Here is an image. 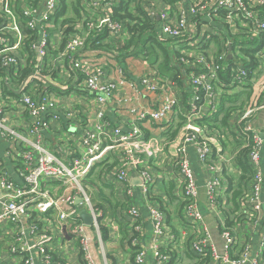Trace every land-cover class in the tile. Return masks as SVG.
Segmentation results:
<instances>
[{
	"label": "built area",
	"instance_id": "1",
	"mask_svg": "<svg viewBox=\"0 0 264 264\" xmlns=\"http://www.w3.org/2000/svg\"><path fill=\"white\" fill-rule=\"evenodd\" d=\"M103 0H91V7L96 10ZM106 4L112 5L114 0H104ZM182 0H171L173 6L181 4ZM19 15L13 11L11 0H0V12L5 22L0 23V138L10 143L12 147L7 155L12 160H18L20 164L16 169V176L21 181V187L9 176L3 167L0 158V227L7 223L14 230V234L7 237V248L14 254L20 255L23 264H59L54 260L50 252V243L56 235L68 228L70 234L77 239L80 247L81 258L85 264H97L90 250V237L86 225L78 218L80 212L85 211L91 217V227L99 239L100 220L103 212L97 209L87 193L83 182L89 176L92 169L104 160L113 151L121 156V161L115 165V178L120 183L128 181L130 169H138L143 158L151 159L162 154L164 149L174 151V164L178 168L179 184L182 188L183 206L182 214L184 221L192 231V236L187 239L186 233L182 234L183 243L187 246L189 253L195 255L199 261L211 257L217 264H264V252L262 255H251L250 246L242 243L238 250L236 232L244 221L253 219V215L260 214L264 208V199L257 201L261 195L264 196V173L260 168L261 151L264 146L263 133L258 131L251 123V118L256 111L264 110V101L256 98L257 94L264 93V76L256 77L258 68L249 71L238 65L227 64V43L216 56L206 57L203 52L198 54L181 56L179 62L185 68V79L189 86L190 99L177 97L179 92L176 80L169 81L167 78L155 77L156 71L141 76L138 85L146 92V96L156 98V108L138 107L134 110L133 127L122 132L120 129L112 130V136L106 137L105 143L103 133L98 135L85 131L81 137L80 157L67 154L66 161L55 153L47 150L42 143L43 133L48 129L46 114L54 108V99L47 92H41L40 99L32 96V89L40 85L41 88L50 84L62 88L55 77L47 71L42 72L39 64L33 66L32 72L20 75V66L15 53L17 49L30 38L32 32H36L37 41L30 47L37 51L39 58L46 55L49 46V31L51 21L62 6V0H39L38 4L32 1H22ZM143 11L152 15L153 11L147 4L140 2ZM252 6L264 8V0H213L196 1L186 9L179 12L175 23H164L161 27L162 33L171 39L181 40L190 38L191 27H197L199 14L215 15L225 12V17L231 23L241 20L249 23L253 36L264 33V19L252 10ZM92 19V18H91ZM87 20L84 27L78 31L79 35L70 37L64 41L62 49L58 52L59 59L73 60L79 51L86 47L87 41L98 40L106 35L115 37L123 30L124 23L117 20L110 10L95 20ZM193 21V22H192ZM26 32H21V25ZM190 25H189V24ZM14 40V42H13ZM64 40V38H63ZM100 45V40L95 42ZM264 56V51L261 52ZM73 68L83 77V89L95 95V101L99 105V118L104 117L107 100L118 89H130L135 93L134 99H139L137 84L128 81L120 67L115 69V81H105L103 67L97 62L73 61ZM228 69V70H227ZM220 73H231V81L236 85L246 84L250 86L253 93L243 112L234 122V137L239 142V150L233 152L235 157L247 155L253 165V179L255 186L252 196L239 198L238 204L245 206L247 200L251 205L248 209L243 208L242 213L233 224L227 225L223 222L220 229V237L223 250L219 252L212 242V236L205 226L204 215L199 202L200 187L191 167L188 154L194 152L203 167L210 170V177L203 188L206 198V207L209 209L218 207L221 194V167L229 160L218 144L216 138L211 134L203 122H194L196 119H206L218 112L221 97L224 95L225 86ZM19 84L20 94L14 95L9 88L13 84ZM160 83V85H159ZM9 85V86H8ZM162 85V86H161ZM6 86L8 91L4 88ZM239 89V88H238ZM48 91L47 89H44ZM13 105L21 106L30 119L31 125L27 134L9 128L5 124L3 113L4 107ZM183 106L180 117L184 119L177 131V135L171 140L162 142L154 137L146 138L142 131L143 123L156 124L165 121L169 115L179 111ZM207 106L208 111L200 114L202 106ZM194 118V120H192ZM99 129V128H98ZM263 136V137H262ZM216 152L215 162L210 161L211 154ZM142 188L146 192L150 175L142 170ZM55 183L62 188L57 193L46 186ZM131 194V191H127ZM34 213L48 215L54 219L52 228L38 226L34 222ZM150 222L152 224L151 248L155 264H169L166 253H163L158 245V238L163 234L162 213L152 207L148 208ZM128 215L134 220V231L142 232L140 216L135 208L128 210ZM36 239L35 242H30ZM264 250V243L261 244ZM99 249L102 253L103 245L99 240ZM145 252L139 250L134 257L135 264H144Z\"/></svg>",
	"mask_w": 264,
	"mask_h": 264
},
{
	"label": "crops",
	"instance_id": "2",
	"mask_svg": "<svg viewBox=\"0 0 264 264\" xmlns=\"http://www.w3.org/2000/svg\"><path fill=\"white\" fill-rule=\"evenodd\" d=\"M11 1L14 7L13 11L19 15L20 4L24 0ZM25 1H32L36 5L39 2V0ZM65 1L64 14L61 15L57 23H53L54 20L51 21L46 55L39 58L37 51L30 47L32 43L37 41L36 32H32L30 38L21 44L15 53L20 66V75L25 72L26 74L32 72L33 66L39 64L42 72L47 71L63 85L62 88H58L47 84L41 88L37 84L31 93L36 100L40 99L42 91L49 93L54 99V108L45 117L48 122V129L43 133L42 143L47 150L55 153L64 161L68 158L67 154L77 157L82 155L81 137L85 131L95 135H98L99 132L103 133V137L100 136V138L108 143L105 136L111 137L112 130L118 128L122 132H127L133 127L135 109L138 107L156 108V98L154 96L147 97L146 92L138 85L139 78L152 70L156 71L155 77L159 78L160 76L169 81L176 80L179 92L175 95L189 100V86L187 79H185V68L179 62L181 56H196L195 54L203 52L206 57H213L222 50L223 43L230 45L231 42H235L236 47L234 49L231 46L225 48L227 61L236 66L241 64L249 71L258 68L256 77L264 76V56H262L261 51L254 54L256 65L252 69L249 68L251 58L242 52L248 42L261 39V35L264 33L253 36L250 27H248L250 26L249 23L245 21L243 23L241 20H235L234 23H231L226 19L224 12L209 16L203 15V13L199 14L194 20L198 21V25L191 27V31H193L190 38L176 40L168 38L162 33L161 27L164 23H175L181 10L199 0H182L178 6H173L171 0H114L113 6L106 4L103 0L96 10L91 7V0ZM201 1L211 2L213 0ZM140 2L147 4L149 9L153 11L152 15H148L146 11L142 10ZM107 10H110L115 18L123 17L122 32L116 34L115 37L101 38L97 49H89L86 46L73 56V60H57L58 52L62 49L64 41L70 37L78 36V31L84 27L85 21L91 18V20H95ZM252 10L264 19V8L252 6ZM3 19L4 16L0 12V23L6 21ZM145 20H147V25L143 27L140 21ZM236 22L240 24L236 25ZM20 25L21 32L25 34L26 30L23 24L20 23ZM135 30L139 35L143 34L142 40L141 42L136 41V44H128V41L132 40L131 36ZM212 37L218 39V47ZM158 45L167 50L168 58L166 60H164ZM77 59L78 61L99 63L104 69L106 82L115 81V69L117 67L122 68L124 77L137 84L139 99H134L135 93L130 89H118L107 100L104 117L99 118V105L95 101V95L91 92L87 93L83 89V77L73 68V61ZM222 76L225 92L221 97V103L226 102L225 108L236 106L229 117V125L215 129L206 124L204 119L194 121L205 124L218 141L221 151L229 157V160L221 167L222 188L218 207L212 209L206 207L203 186L210 177V170L201 166L194 152L188 154L200 187L199 202L204 215L205 226L208 227L212 242L219 252L223 250L220 237L223 222L227 220L236 221L245 206L250 209L251 205L255 203H250L247 200L243 207L238 204L239 198L253 195L254 170L247 155H244L246 158L243 155L237 158L233 153L240 148L239 142L234 137V122L245 109L253 90L250 86L240 88L246 85L244 83L241 85L233 83L230 78L231 73L226 75L222 73ZM9 88L14 95L20 94L19 84L15 83ZM246 92H250L249 98H246ZM256 98L264 101V93L257 94ZM234 99H236L235 103H233ZM221 106L222 104L220 108ZM183 108L181 105L178 112L169 115L165 121L160 123H143L141 129L146 138L154 137L159 141L166 142L175 137L180 123L184 122V119H179ZM4 109L7 110L3 113L6 126L27 134L31 122L23 108L13 105L4 107ZM207 111V106L203 105L200 114ZM218 112L208 118H214ZM222 117V114H218L216 122H220ZM251 123L258 131L262 132L264 110L256 111L251 118ZM175 131L176 133L172 135ZM10 147H12L10 143L0 138V158L3 167L8 171L16 185L21 187L22 184L16 176L15 169L20 164L18 160H12L7 155ZM175 149L172 151L164 149L162 154L151 159L143 158L138 169L129 170L127 184L120 183L115 178V165L122 159L117 151H113L98 163L89 176L84 179L83 185L92 203L97 204L103 211V220H100L99 239H97L92 227L86 225L91 240L90 250L97 264H135L134 257L139 250L145 252L144 264H155L151 253L153 239L151 235L152 224L148 213L149 207L159 210L163 215V234L158 238V245L161 251L166 253L168 261L170 260L169 264H217L211 257L199 261L195 255L188 252L187 246L183 243L182 234L186 233L188 239L192 236V231L184 221L181 212L183 197L182 188L179 184L180 175L177 166L174 164ZM260 155V168L264 173V146ZM216 159L217 154L213 152L210 161L215 162ZM239 160L247 164L245 169L241 168ZM142 170L150 175L146 192L142 188L140 176ZM46 186L57 193L62 192V188L55 183H49ZM128 190L131 191V194L127 193ZM233 193H239V198L234 200ZM263 199L264 196L261 195L257 201ZM235 204L238 205L237 208ZM130 208H135L139 213L142 225L141 234L134 231L135 222L128 215ZM33 215L34 222L38 226L52 228L54 225V219L51 220L48 215L39 216L36 213ZM78 218L80 219L79 215ZM13 234L14 230L7 223H3L0 227V264H23L21 256L12 253L6 246L9 240L7 237ZM236 239L235 250H238L241 244L246 242L250 246L251 255L260 256L263 254L264 250L261 244L264 243V208L260 214L253 215L252 220L240 224L239 230L236 232ZM99 240L102 242L104 253L99 249ZM35 241L36 239H33L30 242ZM50 252L59 264H85L81 258L77 239L70 234L66 227L50 243ZM37 264L41 263L37 260Z\"/></svg>",
	"mask_w": 264,
	"mask_h": 264
},
{
	"label": "trees",
	"instance_id": "3",
	"mask_svg": "<svg viewBox=\"0 0 264 264\" xmlns=\"http://www.w3.org/2000/svg\"><path fill=\"white\" fill-rule=\"evenodd\" d=\"M65 4H66V1L65 0H62V5H63V7L62 6H59V8H58V10L56 11V13H55V15L53 16V18H52V20H54L53 21V23H57L58 22V19L59 18H61V15H63L64 14V11H65V8H66V6H65ZM65 6V7H64ZM220 12H223V11H220ZM220 12H218V13H220ZM225 13V12H224ZM117 16H118V14H117ZM117 20H119V21H122L123 20V17H120V16H118V18H116ZM142 24H143V27H145L146 25H147V20H145V21H140ZM239 22H236V25L238 24ZM240 24V23H239ZM248 27H250V26H248ZM132 35L133 36H131V38H132V40L129 42L128 41V44L129 43H133V44H136V41L137 42H141V40H142V37H143V34H138V32L135 30V31H133V33H132ZM103 37H106V35H104ZM103 37H101V38H103ZM101 38H98V40H100ZM130 38V39H131ZM135 39H137V40H135ZM146 39H149V38H146ZM98 40H92V39H90V40H88L87 41V44H86V46L90 49V48H93V49H97V47H99V45H96L95 44V42L96 41H98ZM212 40L214 41V43L217 45V47L219 46V42H218V39H216V38H214V37H212ZM127 44V45H128ZM241 44V43H240ZM221 45V44H220ZM242 45H243V43H242ZM230 46L232 47V49H234L235 47H236V45H235V42L233 43V42H231V44H230ZM94 47H96V48H94ZM158 47L160 48V51L162 52V55H163V58H164V60H166L167 58H168V52H167V50L165 49H162L159 45H158ZM245 49H243L242 50V52L245 54V55H247V56H249L250 58H251V64H250V66H249V68L250 69H252V67L253 66H255L256 65V61H255V59H254V54L256 53V52H258V51H264V34H262L261 35V39H259V40H256V41H253V42H251V43H247L246 44V47H244ZM231 49V50H232ZM227 64L229 65V66H232V64H231V62L229 61H227ZM228 70V69H227ZM1 75H3V73L2 72H0V76ZM219 75H220V77L222 76V72L220 73V71H219ZM4 88L8 91V88L6 87V86H4ZM248 88V87H247ZM246 88V89H247ZM236 95V94H235ZM249 96H250V92H246V98H249ZM229 99V98H228ZM229 102H232L231 100H229ZM236 102V99H234V101H233V103H235ZM226 102H223L222 103V106H221V108L219 109V112H218V114H222L223 115V117H222V119H221V121L220 122H216V120H217V116H218V114L214 117V118H206V119H204V122L206 123V124H208L210 127H213V128H215V129H221V128H223L224 126H228L229 125V117L232 115V113H233V110L236 108V106H233V107H227V108H225V104ZM180 120H182V118H179ZM181 124L182 123H180V125H179V127L181 126ZM176 133V131L172 134V135H174ZM243 157H245L244 155H243ZM246 158V157H245ZM241 163H240V166H241V168L242 169H245L246 168V166H247V164L245 163V162H243L242 160H239ZM246 164V165H245ZM101 194V193H100ZM239 196H240V194L239 193H233V199L235 200L237 197L239 198ZM237 198V199H238ZM236 205V208L238 207V205L237 204H235ZM183 206V205H182ZM95 207L97 208V209H100L101 211H102V209L97 205V204H95ZM235 208V209H236ZM103 212V211H102ZM102 220H103V216H102V218H101ZM226 223H227V225H231L232 224V222L231 221H229V220H227L226 221Z\"/></svg>",
	"mask_w": 264,
	"mask_h": 264
},
{
	"label": "water",
	"instance_id": "4",
	"mask_svg": "<svg viewBox=\"0 0 264 264\" xmlns=\"http://www.w3.org/2000/svg\"><path fill=\"white\" fill-rule=\"evenodd\" d=\"M79 217L85 225H91V217L85 211L80 212Z\"/></svg>",
	"mask_w": 264,
	"mask_h": 264
}]
</instances>
